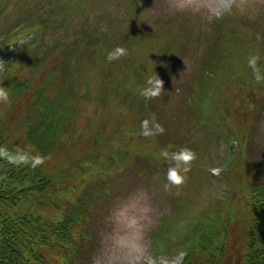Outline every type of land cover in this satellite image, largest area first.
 <instances>
[{
	"label": "rangeland",
	"instance_id": "rangeland-1",
	"mask_svg": "<svg viewBox=\"0 0 264 264\" xmlns=\"http://www.w3.org/2000/svg\"><path fill=\"white\" fill-rule=\"evenodd\" d=\"M17 1L0 0V36L25 31L17 43L0 41L2 60L13 61L0 65L9 92L0 124L25 156L41 145L53 146L50 157L60 151L45 164L62 161L54 176L64 206L44 212H69L62 195L76 203L83 185L95 197L120 195L92 230L86 264H181L191 251L196 264H224L207 262L204 246L222 247L227 264H240L249 209L232 177L238 170L253 188L264 181V114L251 109L264 110V81L248 65L258 56L264 74V0ZM115 47L127 54L109 62ZM36 64L56 90L48 81L38 89ZM153 74L163 90L146 99L140 92ZM19 78L30 84L26 92L14 90ZM40 99L52 107L37 127ZM155 115L164 131L146 136L143 121ZM29 123L32 134L24 132ZM185 148L195 158L187 172L180 166L184 182L171 184V154Z\"/></svg>",
	"mask_w": 264,
	"mask_h": 264
},
{
	"label": "trees",
	"instance_id": "trees-1",
	"mask_svg": "<svg viewBox=\"0 0 264 264\" xmlns=\"http://www.w3.org/2000/svg\"><path fill=\"white\" fill-rule=\"evenodd\" d=\"M3 1L1 0V2ZM22 1L18 0L17 4L23 5ZM49 22L52 23L50 17ZM13 32L7 41L3 36H0L2 45L4 42L6 46L17 43L19 39L25 36L22 35V32H25L23 28ZM33 35V38L39 36L38 33ZM29 40L32 41V38ZM0 56H2L1 53ZM172 59L173 57L169 61ZM27 67L29 66L25 64L19 69L21 71L29 69ZM40 69L37 64L32 69L35 80L40 79L37 84L38 89L48 86L47 81L48 87L55 89L53 80L40 76ZM16 72L13 73L16 74ZM164 73L165 77L167 72L164 71ZM30 82L32 81L30 80ZM68 82L71 83L72 81L68 80ZM29 85L27 80L23 78L19 80V84H16L14 90L18 88V90L23 89L26 92ZM59 85L62 86L61 83ZM43 92L40 91L39 96H42ZM52 95L48 99L53 100V104L55 99H52ZM40 100L42 105L33 117L38 122L34 125H40L39 120L46 113H51V102L44 99ZM251 109H254L257 114H264V110L257 105H252ZM248 116L251 118L249 119V129H253L255 126L254 114L248 113ZM153 119L159 123L158 115H155ZM27 125V128L31 126L30 123ZM27 128L25 127L24 132L27 130L28 134H31V127ZM19 132L18 130L17 133ZM17 141L20 142V140H15L12 137L9 138V134L2 130L0 124V264H58L59 260V264H81L84 259L86 264L94 248L95 236H93L92 230L99 226L106 205L120 195L112 190L105 193L102 198L95 197L90 191H85V185H83L81 193L73 197L76 203L69 202L70 197L66 194L62 195L63 198L65 197V207L72 209V214L75 215L72 218L73 221L70 220V209L69 212H64L61 217L47 215L44 211L48 207L60 208L64 206L58 205L60 189L57 188L58 185L55 183L54 176L62 161L60 160L58 165L53 163L54 166L51 168L45 164L47 160L52 161L53 158H56L60 151L55 156L50 157L49 154L53 146L48 149L47 146L41 145L37 148L35 153L37 155H34L32 159L25 156V153L20 150L21 148L16 147ZM37 157L41 158L40 163H36ZM239 175L240 172L237 170L232 180L234 185L239 183L245 189L247 193L245 205H248L249 212L243 224L246 234L241 259L238 262L240 264H264V181L257 183L253 188L247 186L246 180H241ZM221 249L222 247L219 249L218 246L212 248L204 246L202 248L204 255L202 256L207 262H217L221 259V262L227 264L223 258L225 251L223 252ZM192 255V251L190 254H186L182 264H196Z\"/></svg>",
	"mask_w": 264,
	"mask_h": 264
},
{
	"label": "clouds",
	"instance_id": "clouds-1",
	"mask_svg": "<svg viewBox=\"0 0 264 264\" xmlns=\"http://www.w3.org/2000/svg\"><path fill=\"white\" fill-rule=\"evenodd\" d=\"M127 54V49L123 47H115L112 51L107 53V60L109 62L114 60H119L120 57ZM259 57L253 55L248 60L249 67L253 70V75L257 83L264 81V74L261 73V69L257 67V61ZM163 90V82L156 74L150 75L146 79V86L141 89L140 94L146 99L159 96ZM9 99V92L7 88L0 87V102L7 103ZM151 125V128L149 127ZM143 127L145 129L144 134L155 135L157 133H162L164 129L155 122V120H145L143 121ZM161 155L167 157L169 154L167 152H162ZM195 158L194 153L189 149H181L179 152H174L171 154V159L176 162L174 167H169L167 171V180L174 185H180L184 182V176L179 172L181 164L185 167L184 172L188 171L187 165ZM41 158H36V163H40ZM216 171L215 169L213 170Z\"/></svg>",
	"mask_w": 264,
	"mask_h": 264
}]
</instances>
